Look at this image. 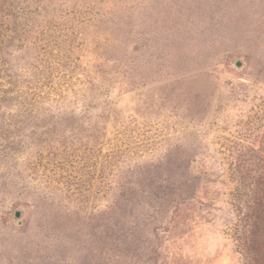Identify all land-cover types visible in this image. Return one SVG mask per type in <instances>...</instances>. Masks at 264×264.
<instances>
[{"label":"rangeland","instance_id":"1","mask_svg":"<svg viewBox=\"0 0 264 264\" xmlns=\"http://www.w3.org/2000/svg\"><path fill=\"white\" fill-rule=\"evenodd\" d=\"M0 264H264V0H0Z\"/></svg>","mask_w":264,"mask_h":264},{"label":"water","instance_id":"2","mask_svg":"<svg viewBox=\"0 0 264 264\" xmlns=\"http://www.w3.org/2000/svg\"><path fill=\"white\" fill-rule=\"evenodd\" d=\"M240 65H241V63L239 61H237L236 66L239 67ZM19 216H20L19 212H16L15 217L18 218ZM18 224H20V222H18Z\"/></svg>","mask_w":264,"mask_h":264}]
</instances>
